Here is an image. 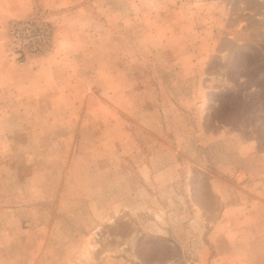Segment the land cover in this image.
<instances>
[{"label":"rangeland","instance_id":"obj_1","mask_svg":"<svg viewBox=\"0 0 264 264\" xmlns=\"http://www.w3.org/2000/svg\"><path fill=\"white\" fill-rule=\"evenodd\" d=\"M259 154L264 0H0V264H264Z\"/></svg>","mask_w":264,"mask_h":264},{"label":"crops","instance_id":"obj_2","mask_svg":"<svg viewBox=\"0 0 264 264\" xmlns=\"http://www.w3.org/2000/svg\"><path fill=\"white\" fill-rule=\"evenodd\" d=\"M241 147V157L246 158L248 155H246V152H248V154H256L257 151V146L253 143V142H246V143H241L240 145ZM260 156H264V154H259ZM255 157V156H253Z\"/></svg>","mask_w":264,"mask_h":264},{"label":"built area","instance_id":"obj_3","mask_svg":"<svg viewBox=\"0 0 264 264\" xmlns=\"http://www.w3.org/2000/svg\"><path fill=\"white\" fill-rule=\"evenodd\" d=\"M26 36H27V42H28V44H33V43L36 42V40L39 38L40 35H39V33H34V35H31L30 33H28ZM31 49L33 50V48H31Z\"/></svg>","mask_w":264,"mask_h":264}]
</instances>
